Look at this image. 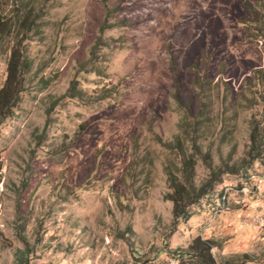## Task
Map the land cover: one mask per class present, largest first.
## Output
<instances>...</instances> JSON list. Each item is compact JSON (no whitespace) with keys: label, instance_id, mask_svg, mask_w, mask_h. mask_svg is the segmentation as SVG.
I'll use <instances>...</instances> for the list:
<instances>
[{"label":"rangeland","instance_id":"rangeland-1","mask_svg":"<svg viewBox=\"0 0 264 264\" xmlns=\"http://www.w3.org/2000/svg\"><path fill=\"white\" fill-rule=\"evenodd\" d=\"M12 52L0 264H264V0H0V88ZM176 140L197 186L235 169L178 220Z\"/></svg>","mask_w":264,"mask_h":264},{"label":"trees","instance_id":"trees-1","mask_svg":"<svg viewBox=\"0 0 264 264\" xmlns=\"http://www.w3.org/2000/svg\"><path fill=\"white\" fill-rule=\"evenodd\" d=\"M22 67L23 62L20 59L19 52L17 55L12 52L7 64L5 81L0 88V124L10 116L20 93L23 91ZM251 142L256 145L260 144V141L254 137H251ZM171 147L180 152V177L171 171H167L169 192L165 195V200L172 203V216L175 220H178L187 216L188 208L205 195L211 184L219 182L217 180L220 175L234 173L235 169L229 167L221 171L213 169L209 180L197 186L194 182L196 162L182 152L178 140ZM204 160L209 161L206 156H204ZM218 246V241L197 236L189 242L186 248L179 249L176 256L179 264H222L217 261L212 252ZM22 258L23 256L16 255L17 264H22ZM224 264H231V261Z\"/></svg>","mask_w":264,"mask_h":264},{"label":"built area","instance_id":"built-area-1","mask_svg":"<svg viewBox=\"0 0 264 264\" xmlns=\"http://www.w3.org/2000/svg\"><path fill=\"white\" fill-rule=\"evenodd\" d=\"M224 199H225V194H224V195H222V197H221V200L223 201V202H222L223 204H225V201H224Z\"/></svg>","mask_w":264,"mask_h":264}]
</instances>
